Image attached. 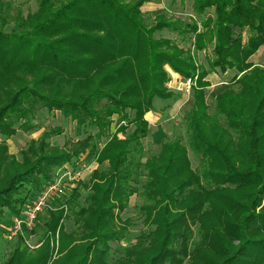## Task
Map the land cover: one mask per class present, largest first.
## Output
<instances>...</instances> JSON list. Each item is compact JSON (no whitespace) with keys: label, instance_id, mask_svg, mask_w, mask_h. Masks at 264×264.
<instances>
[{"label":"trees","instance_id":"obj_1","mask_svg":"<svg viewBox=\"0 0 264 264\" xmlns=\"http://www.w3.org/2000/svg\"><path fill=\"white\" fill-rule=\"evenodd\" d=\"M146 1L35 0L34 9L14 12L0 2V219L6 210L20 214L72 158L97 163L45 207L41 245L29 255L14 248L3 264H183L189 249L197 256L189 264H264V230L254 228L264 220V67L249 60L264 45V0H179L191 3L197 20L158 14L152 23L140 10ZM164 29L188 47L156 35ZM201 50L210 52L207 69L195 61ZM166 67L196 76L192 106L184 135H164L142 160L145 114L156 99L170 106L179 97L166 86ZM228 70L233 87L217 93L209 113L206 76ZM40 108L59 111L84 137L60 148L43 132L17 161L5 141L29 128ZM88 130L106 140L97 147ZM132 195L143 200L142 226L114 263L111 243L125 239L126 228L104 224ZM177 207L197 222L199 247H190L191 229L175 232Z\"/></svg>","mask_w":264,"mask_h":264},{"label":"rangeland","instance_id":"obj_2","mask_svg":"<svg viewBox=\"0 0 264 264\" xmlns=\"http://www.w3.org/2000/svg\"><path fill=\"white\" fill-rule=\"evenodd\" d=\"M0 2H4L6 4L11 5V11L14 12L17 8H29L34 9L35 0H0ZM163 3L161 8H158L156 13H152L150 16H145V20L148 23L153 22L154 16L158 14H164L166 17L172 19H180V20H197L198 17L193 10L191 9V3L189 1L180 2L179 0H162ZM209 13H212V10H209ZM234 32H238L237 29L233 28ZM159 37H165L172 41V44L180 46L182 49H186L188 47V41L183 40L179 34H176L175 31L169 30H161L156 33ZM245 36V34H244ZM261 47V46H260ZM259 47V48H260ZM210 56L209 50H201L194 52L195 61L197 64L207 69L208 68V58ZM253 62H257L264 67V46H262L257 55L252 57ZM166 70L169 75L167 87L175 92L177 83L181 80L183 76L175 75L172 71L166 67ZM234 70H228L226 73H220L219 71H209L206 76V80L209 81V86L206 89L205 100L207 105L209 106L208 112L212 111V107L214 105V98L218 92L225 90L226 88H232L233 84L230 82V78L233 76ZM195 85V79L194 83ZM180 93V92H179ZM182 98H184L182 105L177 107L176 109H171L172 103L170 106L165 105L166 101H160V99H156L154 102L155 110L154 112L149 113V120L151 121L149 124V133L144 139L142 138L141 143L143 146V156L142 160L145 159L146 156L156 152L158 150V145L163 136L171 137L176 134L184 135L185 132V116L189 113V110L192 106V96L191 89L190 93L184 92L180 93ZM191 104V105H190ZM168 106V107H167ZM157 116V117H156ZM156 117V118H155ZM115 118V117H114ZM28 124L31 126L26 130L17 129V131L5 141L6 142V151L7 154H12L15 156V159L20 160V152L23 149H26L31 140H37L43 132H47L46 140L51 146L63 147L64 145L70 146L75 143L77 140L82 139L84 134H78L74 128V122L69 119L64 118L59 111H47L45 108H40L34 117L27 119ZM115 119L112 125L110 126V131L113 132L116 128ZM89 133L93 135V141L96 146L99 147L106 139L101 137L96 130H88ZM240 143L246 144L245 138H240ZM188 156L190 159L191 168H194L197 164V161L192 156L191 152H188ZM239 157V156H236ZM97 167V163L94 161H90L89 163L83 164L80 159L72 158L70 161L64 163L61 168L55 169L53 173V178L62 175L63 180L67 182L65 185V190L62 195L66 197L69 194V190L74 187L75 183L78 180H86L93 169ZM69 170L72 174L74 173L77 176V180H74V183L69 181V179L73 178L69 173H63L64 170ZM70 173V174H71ZM65 176V177H64ZM85 194L84 190L80 191V200L83 198ZM61 195H57L52 198L51 203ZM143 200L138 195H132L129 198L128 206L120 213L117 214V210L115 209V217H109L106 219L104 224V230L112 231L117 230L119 226L122 224L125 227V239L121 240L118 244L115 242L111 243V251L109 259L111 262H117L119 252L118 249L122 248L130 241L133 240V236L137 234L138 230H140L142 226V217L137 212V206L142 203ZM50 204V203H49ZM26 206L22 208V213L24 212ZM176 211L173 212V215L177 217L176 221V229L175 232L178 233L182 230L191 229L193 234L190 239L192 244L190 247H193L194 242L196 241V245L199 247L197 241L200 239V232L198 230L197 222L193 223L191 214L183 213L184 210L182 207L175 208ZM46 209L39 214L37 220L34 223V226L31 230L22 229L19 233L14 235L11 231L12 229V217L15 215H11L7 210L5 211L4 217L0 219V264H3L6 258L10 255L11 251L14 248L19 249L20 252L26 253L29 255L31 252L35 251L42 243L41 229L40 225L43 217L46 216ZM180 213H183L181 216ZM125 221V223H122ZM73 226V220L70 217L69 219L64 220V229L66 231L70 230ZM255 232L259 233L264 230V220L258 221L254 225ZM129 236V237H127ZM53 242V257L56 256V248H57V240ZM225 242L224 238L221 237V242ZM175 245V244H174ZM118 246V247H117ZM52 247V245H51ZM189 253H186V258H183V264H189L191 257L197 260V256L193 254L195 251L189 249ZM80 255V243L77 244L73 248L72 256L75 257ZM209 255H211L209 253ZM211 257L215 259V255ZM166 264H172L166 262Z\"/></svg>","mask_w":264,"mask_h":264},{"label":"built area","instance_id":"obj_3","mask_svg":"<svg viewBox=\"0 0 264 264\" xmlns=\"http://www.w3.org/2000/svg\"><path fill=\"white\" fill-rule=\"evenodd\" d=\"M194 79H196V76L182 77L176 85V90L180 93H190V89L193 86ZM63 173H69V176L71 175V177H73L72 179L70 178L69 181L73 183L74 180L78 179L77 176L74 173L72 174L68 169L64 170ZM66 184L67 182H65L63 180V176L60 175L53 178L52 182H49L46 186H44L40 190L38 195L29 204L26 205L23 213L21 212L20 214L12 217V233L16 235L22 229L31 230L38 218V215L43 211L45 207L49 205L52 198L64 193Z\"/></svg>","mask_w":264,"mask_h":264},{"label":"crops","instance_id":"obj_4","mask_svg":"<svg viewBox=\"0 0 264 264\" xmlns=\"http://www.w3.org/2000/svg\"><path fill=\"white\" fill-rule=\"evenodd\" d=\"M162 0H149V2L148 1H146V2H144L141 6H140V10L143 12V14H144V16H150L152 13H156V11H157V9L158 8H161L162 7V5H163V3L161 2ZM175 1V0H174ZM262 46H264V45H262ZM261 46V47H262ZM260 47V48H261ZM260 48H258V50L253 54V55H251V57L249 58V60L253 63V64H255V65H260L259 63H257V62H253L252 61V57L254 56V55H257L258 54V52H259V50H260ZM170 70V69H169ZM171 71V70H170ZM173 72V71H172ZM173 74H175V75H179L178 73H175V72H173ZM183 100H184V98H182L180 95H179V97H178V99L174 102V103H172V106H171V109H176L177 107H179L180 105H182V103H183ZM191 105V104H190ZM150 112H154L153 110L152 111H149V112H147L146 114H145V119L148 121V123L150 124V120H149V113ZM157 117V116H156ZM155 117V118H156Z\"/></svg>","mask_w":264,"mask_h":264}]
</instances>
